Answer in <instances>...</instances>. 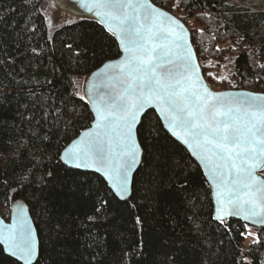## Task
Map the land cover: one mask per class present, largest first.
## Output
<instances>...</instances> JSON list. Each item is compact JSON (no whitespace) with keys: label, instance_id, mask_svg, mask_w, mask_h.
Listing matches in <instances>:
<instances>
[{"label":"trees","instance_id":"trees-1","mask_svg":"<svg viewBox=\"0 0 264 264\" xmlns=\"http://www.w3.org/2000/svg\"><path fill=\"white\" fill-rule=\"evenodd\" d=\"M151 1L177 3L171 13L189 27L209 85L216 82L207 63L220 69L228 45L234 81L220 88L264 93V8ZM44 3L0 0V214L9 220L17 194L28 205L40 242L35 264H264V228L216 219L203 170L155 111L138 128L143 158L128 200L101 176L61 161L93 120L78 79L121 51L95 18L77 17L50 34ZM250 230L256 239L244 249ZM0 264L21 263L0 246Z\"/></svg>","mask_w":264,"mask_h":264},{"label":"snow or ice","instance_id":"snow-or-ice-1","mask_svg":"<svg viewBox=\"0 0 264 264\" xmlns=\"http://www.w3.org/2000/svg\"><path fill=\"white\" fill-rule=\"evenodd\" d=\"M82 6L96 10L114 34L111 24H116L124 57L106 65L115 74H106L111 91L97 97L96 128L103 131L66 151V162L76 161L78 168L103 163L123 199L139 152L133 132L137 117L156 102L174 134L182 129L183 143L210 166L218 212L264 223L255 219L264 216V178L257 174L264 170V97L237 99L209 90L184 48V26L147 0H91ZM216 219L224 222L221 215ZM0 243L24 264H33L38 255L37 238L22 215L6 235L0 232Z\"/></svg>","mask_w":264,"mask_h":264},{"label":"water","instance_id":"water-1","mask_svg":"<svg viewBox=\"0 0 264 264\" xmlns=\"http://www.w3.org/2000/svg\"><path fill=\"white\" fill-rule=\"evenodd\" d=\"M55 2V4L62 10L64 11H68L70 13H73L75 15H77L78 17H82V18H95L97 19L101 25L108 31L109 28V23L107 22H102L101 17H97L95 15V11L93 10L92 12H88L86 10L85 7H83L82 5L84 4H91V0H53ZM147 3L150 4L153 8L160 10L161 12H166L168 13L170 16L174 17L175 19H177L180 24H182L184 26L183 32L185 35V41H184V48L187 50H190L192 52V58H193V62L199 65L198 68V72L199 75L201 77V82L205 85H207V87L209 88V90H211L214 93H230L231 97H235L237 99H247V95L246 94H254L253 98H255L256 96H261L264 97V93L263 92H257V91H252V90H248V89H224V90H214L212 89V87L209 85V83L207 82L195 47L192 43V39H191V31L189 29V27L187 26V24L181 20L180 18H178L177 16H175L173 13H171L170 11H168L167 9L158 6L156 4H154L151 0H147ZM166 19V18H165ZM111 26L113 27V29L117 32L118 34V29L116 28V24L112 23ZM177 31H181L180 29H177ZM112 35L115 36L119 47H120V51L121 54L119 57L115 58V59H111L106 61L105 63H103L100 67H98L96 70H94L89 76L86 77L84 84H83V97L84 99L87 101L90 111L93 115V120L90 124L89 127L83 129L74 139H72L69 144L62 150L61 155H60V159L61 161L68 167L76 169V170H80V171H85V172H89V173H94L97 174L99 176H101L108 184V186L110 187V189L113 191V193L121 200H128L131 196H132V192H133V181H134V177L135 174L137 173L141 163H142V158H143V149L142 146L139 142V138H138V128L141 124L142 118L143 116L149 112V111H155L156 114L158 115L159 119L161 120L165 130L177 141L179 142L181 145H183L188 151L189 153L192 155L193 159L200 165L201 169L204 172V175L207 179V181L209 182L210 186H211V190H212V196H213V201H214V215L215 217L217 215H221L223 220H238L243 222L245 225H248L250 227L256 228V229H263L264 228V223H256L254 222V220L250 219V220H245L243 219V214L237 216V215H231V216H226L223 212H218V209L221 207V204L217 198V189L215 184L213 183V181L211 180L210 176L212 175V173L210 172V166L207 164L206 161H202L201 159L198 158V155H193V148L190 147V145H186L183 143V140L181 139V137H184V131L180 128H176L175 129V133L172 128L169 127V121L166 118L165 114L163 112L160 111L159 106L157 105L156 102H153L151 105H148L145 107L144 111L137 117V123L134 126V136L137 140V143L139 145V152H138V156H137V163L134 166L133 170L131 171V173L129 174L128 177V181H129V190L128 192L124 195V198L122 199L120 195H118L116 193V191L112 188V182L109 180V178L106 176V167L103 163H96L95 166L93 167H76L75 164L77 163L76 161H68L67 157L65 156L66 151L71 150L72 148L76 147L78 144H81V142H89L90 140L94 139L95 137V133L97 132H102V129H97L96 128V124L98 122V117L96 115V107H97V97L98 95H106L108 92L111 91V89H109L107 87V84L109 83L108 81V76L106 74H115L114 70H110L109 68L106 67V65L108 64H114L118 61H120L123 57H124V53L122 51L121 48V44H120V40L117 38V34H114L113 32H110ZM230 97V98H231ZM89 133L93 134L92 136H89ZM187 138V137H184ZM191 143V142H190ZM198 152V150H197ZM263 170L258 171V175L262 178H264V175L262 174ZM22 215L31 225L32 230L37 238L38 241V255L36 257V259L33 261V264L36 263V261L39 258V253H40V242H39V237H38V232L35 226V223L33 221V218L31 216L30 210L28 205L23 201V200H18L12 203L11 206V211H10V218L9 220L4 219L1 214H0V232L4 233L5 235L7 234V230L13 225L17 223V219L18 216ZM255 219H260V220H264V216L262 217H258ZM0 246L3 248L5 254L11 258H13L14 260L20 262L21 264H24V262L22 260H20L18 257L12 256L11 253H9L7 251V246L4 243H0Z\"/></svg>","mask_w":264,"mask_h":264},{"label":"rangeland","instance_id":"rangeland-1","mask_svg":"<svg viewBox=\"0 0 264 264\" xmlns=\"http://www.w3.org/2000/svg\"><path fill=\"white\" fill-rule=\"evenodd\" d=\"M235 3L251 7L253 9H262L264 8V0H232ZM176 2L172 5L166 4L164 8H166L168 11H173L176 6ZM178 5L180 8L183 7V5H180L178 2ZM43 11L46 16L47 26H48V32L52 34L57 28L60 26L73 22L77 19V15L70 13L68 11H64L60 9L53 0H45V3L43 4ZM191 26L193 22L190 24ZM228 49L224 54V62L223 65L220 67V69H217L218 62L217 60H209L207 65L209 66L208 71L209 73H212L215 77V84L213 86L221 87L222 84L232 83L234 79L232 78V66L233 61L236 55V52L233 51V48H229V46H226ZM216 63V64H215ZM85 77L78 79V87L79 92L83 94V84L85 81ZM223 84V86H224ZM220 85V86H219ZM20 200V196L17 194L13 197V202ZM256 239L255 234L250 230L245 234V240L243 243V248H247L250 242L254 241Z\"/></svg>","mask_w":264,"mask_h":264}]
</instances>
